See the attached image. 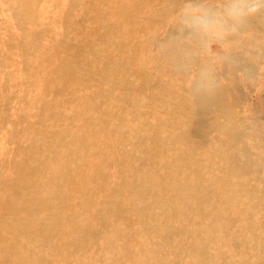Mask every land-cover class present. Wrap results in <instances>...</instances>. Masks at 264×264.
I'll return each mask as SVG.
<instances>
[{
	"label": "rangeland",
	"instance_id": "1",
	"mask_svg": "<svg viewBox=\"0 0 264 264\" xmlns=\"http://www.w3.org/2000/svg\"><path fill=\"white\" fill-rule=\"evenodd\" d=\"M50 1H44L43 4L37 1L21 9L14 0H0V117L6 122L0 118V182L3 185V199L0 196V201L7 202V205L15 204L14 208L23 212L16 216L17 219H23L22 222L35 214L34 211L26 210L25 205L29 188L36 187L29 184L25 193L18 196L12 190L17 185L22 188L25 177L23 170L27 171L30 164L34 174L45 173L42 162L38 163L36 159L38 152L37 148L34 149V139L40 136L39 121L47 111L44 110L47 103L50 104L49 110H54V118L46 130L58 136L57 139L64 142V146L67 143L75 145L74 136L68 134L69 138H66V135H62L67 129L70 135L75 133V129L69 126H72L73 121L84 122L87 118L85 109L90 105L95 104L98 111L104 112L105 120L98 126L97 131L102 132L89 150L91 155L85 156L87 161L79 160L74 169L75 176L69 181L70 187L63 191L62 201L56 206L60 207L59 211L64 207L61 213L56 212L55 219L59 223L55 226L58 233L54 238L52 235L40 238V228L53 219L43 216L41 226L29 230L28 237L18 238L24 247L28 264H55L53 260H65V257H73L74 264H264V11L249 21L250 33L245 34L243 30L238 44L229 52L225 53L214 46L212 51L215 55L201 61L208 65L218 82L234 84V87L225 85L229 86V94L225 99L212 97L205 100L200 96H191L188 85L182 81L184 77L173 71L170 60L165 58L166 66L163 65V57L153 55L161 42L178 34L179 25L172 22V17L185 0H148L150 3L141 11L129 12V17L141 22L142 26L132 40L133 51L126 54V64L119 67L114 60L115 64L107 62L112 61L113 50L105 56L106 61L97 71H92L86 60L92 52V43L85 32L83 36L81 27L77 26L80 21L73 20L77 27L73 34L67 31L63 22L68 2L62 1L53 11L45 8V16L41 15L39 8L42 10L47 6L44 4ZM203 2L209 7H218L222 0ZM25 11L32 12L30 18L33 23L30 19H24ZM127 11L119 9L122 14ZM43 22L47 28L41 34L39 28H42ZM119 37L120 40L122 35ZM75 56L79 61L84 60L79 63L80 73H75L72 66L76 61ZM82 56L86 59H81ZM68 65L69 69L66 70ZM38 66L40 71L43 68L41 73ZM165 66L173 73L172 76L166 73ZM64 70L66 77L62 80L58 75ZM88 72H92L93 79L100 82L93 85L87 82ZM48 74L51 75L50 79ZM81 80L86 85L84 81L77 84L78 100L76 98L74 105L60 104V92L66 83L76 84ZM157 82L164 84L162 86L169 90L168 96L173 98L168 97L167 104L166 101L163 106L156 107L150 91ZM42 83L47 85L45 90V84ZM108 83L114 84V88L103 91L102 88ZM40 88L44 91L41 92ZM176 94L178 97L174 98ZM136 106L142 111L139 117H133ZM156 108L161 110L162 118L155 117V113H159L155 112ZM2 111L6 114H2ZM38 111L43 114L40 116ZM78 113L81 114L80 119ZM126 114L128 129L122 123ZM63 115H66L65 118ZM163 117L165 121L161 120ZM133 119H140L145 127L136 125L134 130L130 125ZM138 131L145 135H139ZM72 155L77 157L76 150ZM86 162L88 165L82 166ZM59 167L62 168L61 161ZM95 171L101 176L97 178ZM41 186L45 194L49 185ZM235 189H238L237 193ZM57 190H54V194L62 191ZM205 191L208 195L203 198ZM228 192L236 193L239 199L243 193L241 207L235 203L223 204L222 199ZM154 195L159 196L158 202H154ZM39 200L35 201V205L39 204ZM206 200L216 206V213L207 215L209 208L199 223L188 225L189 218L200 210ZM153 202L157 205H152ZM7 205H1L0 208L6 209L3 206ZM249 212L256 214L251 217ZM238 214L244 217L249 214L248 221L240 220ZM63 218H66V222L62 221ZM68 223L79 224L73 227ZM216 229L218 232L221 230L214 236L213 230ZM71 231H76V235L71 236ZM202 243L206 245L203 247ZM36 249H40L41 257H30L28 251Z\"/></svg>",
	"mask_w": 264,
	"mask_h": 264
},
{
	"label": "bare ground",
	"instance_id": "2",
	"mask_svg": "<svg viewBox=\"0 0 264 264\" xmlns=\"http://www.w3.org/2000/svg\"><path fill=\"white\" fill-rule=\"evenodd\" d=\"M15 1V5L18 6L19 8L23 9L24 8V5L28 6L32 3H35L38 1V3L40 4H43L44 1L46 2L47 0H14ZM41 1V2H40ZM62 1H66L68 2V5H67V8H66V11L63 13V19H64V24L66 25L67 27V31L69 33H72L76 30V26H75V22H73V20H77V21H80L79 24L77 26H80L81 27V30H82V33H83V36H84V32L86 33V37H88L87 39L90 40V42L92 43L91 44V49H92V52L90 53V57L89 59H85L88 61V63L91 65V70H95L97 71L98 69H100V66L101 64L106 61L105 59V56L109 55L110 52H113V57H112V61L111 60H108L107 62L110 63V64H115L117 63L119 67H123L126 62H127V57L126 54H128L130 51H133V46L134 44L132 45V40L135 38L136 36V33L139 31V28L141 25V22H136V20H134L132 17H129V12L130 13H134V11H141L142 9H144L145 6H148V4L150 3L148 0H128L127 3H122L120 2L119 0H51L50 2H48V4H44V5H47L45 6L44 8H39V11H41V15H43V13L45 12V8L48 10H51L53 11V9L57 8L60 4H62ZM131 2V3H130ZM37 7V6H36ZM39 7V6H38ZM41 7V5H40ZM35 8V7H33ZM25 9V8H24ZM35 9H38V8H35ZM119 9H124V10H128V14L126 15L127 18H125V14L127 12H125L124 14L122 13H119ZM48 10V11H49ZM69 13H70V16H69ZM30 15L32 16V12L30 11H25L24 12V19H30ZM45 16V15H43ZM132 16V14H131ZM50 19H52V17H50ZM49 19V20H50ZM71 19L72 22L69 20ZM24 22H26L24 20ZM32 22V20H31ZM33 23V22H32ZM39 24V23H38ZM62 24V23H61ZM62 24V25H64ZM36 27V26H35ZM39 27V26H38ZM41 27L42 28H39L41 30V34H43L47 28L46 24L43 22V24H41ZM37 28V27H36ZM65 28V27H63ZM38 29V28H37ZM38 29V30H39ZM53 30V29H52ZM37 31V30H36ZM251 29H250V24L248 22L247 26L245 27L244 29V32L245 34L246 33H250ZM35 32V31H34ZM36 33V32H35ZM122 35L121 39L119 40V35ZM49 35V34H48ZM62 35V34H61ZM67 34H65L66 36ZM69 35V34H68ZM114 35V36H112ZM32 36V35H31ZM36 36V34L34 35ZM33 36V37H34ZM41 35H39V38H40ZM46 36V35H45ZM76 36V35H74ZM115 36H117V38L115 39ZM37 37V36H36ZM47 37V36H46ZM63 37V36H62ZM68 37V36H67ZM73 37V36H72ZM29 39V37H28ZM34 39V38H33ZM37 39V38H36ZM42 39V38H41ZM49 39V38H48ZM46 40V41H50V40ZM77 40V39H76ZM30 41V40H29ZM36 41V40H35ZM33 41V42H35ZM38 41V40H37ZM41 41V40H40ZM39 41V42H40ZM63 41V40H62ZM73 41V39H72ZM4 42V41H3ZM36 43V42H35ZM50 43V42H49ZM48 43V44H49ZM77 43V42H76ZM30 44V42H29ZM79 44V43H78ZM27 45V43H26ZM36 45V44H35ZM52 45V44H51ZM60 45V44H59ZM66 47H67V44H65ZM77 45V44H76ZM75 45V46H76ZM46 46V45H45ZM48 46V45H47ZM53 46V45H52ZM81 46V45H80ZM60 47V46H59ZM65 47V48H66ZM139 47V45H138ZM48 49L50 48L49 46L47 47ZM47 48H45L47 50ZM77 48V47H76ZM75 48V50H76ZM81 48V47H80ZM38 48H36L37 50ZM57 48H55L56 50ZM67 49V48H66ZM72 49V48H71ZM74 49V48H73ZM78 49V48H77ZM45 50V51H46ZM54 50V51H55ZM69 50V49H68ZM50 51V50H49ZM72 51V50H71ZM70 51V52H71ZM78 51V50H76ZM82 50H80L81 52ZM34 52V50H33ZM60 52V48H59V51ZM79 52V53H80ZM38 53V52H37ZM46 53V52H45ZM44 53V55H45ZM50 53V52H49ZM48 53V54H49ZM65 53V52H63ZM74 53V52H72ZM54 54H56L54 52ZM60 54V53H59ZM75 54V53H74ZM78 54V52H77ZM7 55V54H6ZM52 55V54H51ZM57 55V54H56ZM65 55V54H64ZM63 55V57H65ZM5 56V55H4ZM39 56V55H38ZM119 56L121 57V59L119 60ZM44 58V57H43ZM56 58V57H55ZM76 58V56L74 57ZM83 56L81 59H84ZM33 59V57H32ZM54 59V58H53ZM66 59V58H65ZM164 59L163 60V65H166V62H165V58H162ZM31 60V59H29ZM49 60V59H48ZM55 60V59H54ZM64 60V59H63ZM114 60V62H113ZM33 61V60H32ZM37 61V60H36ZM52 61V60H51ZM84 60H78L76 58V61L75 63L72 65L73 68H75L74 72L75 73H80V69H79V63H83ZM38 62V61H37ZM40 62V61H39ZM61 62V61H60ZM59 62V63H60ZM68 62V61H66ZM66 62H65V65H66ZM35 63V62H34ZM33 63V64H34ZM55 63V62H54ZM58 63V64H59ZM62 63V62H61ZM30 64V63H29ZM69 64V63H68ZM36 65V64H35ZM41 65H42V62H41ZM40 65V66H41ZM52 65V64H51ZM105 65V63H104ZM103 65V66H104ZM32 66V65H31ZM40 66H38V70L40 69ZM44 66V65H43ZM46 66V65H45ZM167 66V65H166ZM165 66V69L166 70V73L169 74L170 76L173 75V73ZM52 67V66H51ZM59 67V65H58ZM110 67V66H108ZM34 68V65L33 67ZM60 68V67H59ZM66 70L69 69V65L68 67H65ZM104 68V67H103ZM43 69V68H42ZM42 69L40 71V73L42 72ZM57 69V68H56ZM71 73H72V70L70 69ZM108 72V71H107ZM106 72V73H107ZM68 73V72H67ZM105 73V72H104ZM113 73V72H112ZM31 74V73H30ZM89 75H87V82L91 83V85H93L95 82L98 83L100 81L98 80H95L93 79L92 77V72H88ZM39 73L37 74L36 77H38ZM58 75V74H57ZM56 75V76H57ZM91 75V76H90ZM111 75V74H110ZM43 76V75H42ZM41 76V77H42ZM49 76V74H48ZM46 76V77H48ZM51 76V75H50ZM50 76H49V79H50ZM55 76V75H54ZM55 76V77H56ZM114 76V75H113ZM45 77V78H46ZM58 77L60 79H64L66 77V73H65V70L62 72V73H59ZM90 77V78H89ZM183 82L185 85H188V89L190 90V86H189V81L187 79V77L183 76ZM44 78V77H43ZM44 78V79H45ZM58 78V79H59ZM37 79V78H36ZM39 79V78H38ZM48 79V80H49ZM56 79V78H55ZM69 78H67L68 80ZM42 80V78H41ZM47 80V81H48ZM66 80V79H65ZM70 80V79H69ZM86 81V79H84ZM84 80H81L79 82H77L76 84H69L67 85L68 83H66V86L63 88V91L60 92V99L61 102L60 104H63V103H68V104H73L76 102V94L77 92L79 91L77 89V84L81 83L82 81ZM120 80H122L120 78ZM32 81V80H31ZM40 81V80H39ZM46 81V80H44ZM46 81V82H47ZM57 81V79H56ZM73 81V80H72ZM84 81V83H85ZM181 81V82H182ZM42 82V81H41ZM123 83V80L121 82V84ZM159 82H157L155 85V88L150 91V95H151V100L153 101V103H155V106L157 107L158 105L160 106H163V103L165 104V102L167 101L168 99V95H169V90L166 88V86H162L160 84H158ZM161 83V82H160ZM219 83V87L218 89L214 92V94H212L210 97H203L205 100L206 99H209V98H212V97H216L218 99H225L227 97V94H229V86H231L232 84H230L229 82H227L226 84H222V82H218ZM42 84H45V83H42ZM229 84V86L225 87V85ZM40 85V84H39ZM65 85V84H64ZM86 85V83H85ZM179 85L182 86L181 83H179ZM46 84H45V87H44V90L46 88ZM51 86H53V83L51 84ZM63 86V85H62ZM61 86V88H62ZM114 84L111 83H108V86L102 88L103 91H107V90H111L113 87ZM234 87V84L232 85ZM86 87V86H85ZM186 88V87H185ZM42 89L41 92H43V88H40ZM47 90V89H46ZM84 90V89H82ZM81 90V91H82ZM151 90V89H150ZM184 90V89H183ZM171 91V90H170ZM46 92V91H45ZM49 93V91H47ZM84 92V91H82ZM101 92V91H100ZM174 92V91H173ZM189 92V91H188ZM40 93V92H39ZM46 93V94H48ZM58 92H56L55 94H57ZM99 93V92H98ZM172 93V91L170 92ZM175 93V92H174ZM172 93V94H174ZM186 93V91H185ZM101 94V93H100ZM104 94V93H102ZM149 94V93H148ZM171 94V95H172ZM38 95V94H37ZM36 95V96H37ZM42 95V94H41ZM40 95V97H42ZM44 95V94H43ZM58 95V94H57ZM80 95V93H79ZM78 95V96H79ZM175 95V94H174ZM177 95V94H176ZM185 95V94H184ZM2 96V95H1ZM35 96V97H36ZM45 96V95H44ZM59 96V95H58ZM165 96V98H164ZM187 96V95H186ZM192 96V94H191ZM31 97V96H30ZM34 97V98H35ZM46 97V96H45ZM48 97V96H47ZM175 97H178L177 96H174ZM190 97V96H189ZM202 97V96H200ZM52 98V96H51ZM171 97H169L170 99ZM173 98V97H172ZM171 98V99H172ZM180 98V96H179ZM184 98V97H183ZM196 98V97H195ZM43 99V98H42ZM54 99V98H53ZM52 99V100H53ZM186 99V98H185ZM32 100V99H31ZM38 99H36L37 101ZM48 100L51 101V99L48 98ZM78 100V98H77ZM184 100V99H183ZM193 100V99H192ZM196 100V99H194ZM6 101V100H5ZM4 101V102H5ZM35 101V102H36ZM41 100L39 99V102ZM44 101V100H42ZM3 102V103H4ZM7 102V101H6ZM5 102V103H6ZM169 102V100L166 102V104ZM185 102V101H184ZM187 102V101H186ZM192 102V101H191ZM8 103V102H7ZM30 103V102H29ZM34 103V102H33ZM45 103V102H44ZM54 103V102H53ZM188 103V102H187ZM32 104V103H31ZM48 105H50L49 103H47ZM83 104V103H81ZM170 104V103H169ZM186 104V103H185ZM9 105V104H6V106ZM35 105H38V103H36ZM34 105V107L36 108V106ZM46 105V104H45ZM45 106L42 107L44 108V110H47L45 115L42 117V119L39 121V125L41 126V132H40V136H38L36 139H34V149H36V151L38 152L36 154V159L38 160L37 162L40 163L42 162V165L44 167V171L45 173L43 175H41V173L39 175H37L36 173L34 174V172L31 170L32 169V165L30 164V166L27 168V171L26 170H23V175L25 176L24 177V181L21 183L23 186L22 188H18L17 186H15V189H13V193H15V195H22L23 192L25 193V189L27 188V186L29 184H33L34 187L36 188H29V193L26 194V205H25V208L26 210H29L30 211H34L35 214L34 215H31L29 217H27L24 222L23 219H17V215L23 213L21 212L20 210H16L14 207H16L15 204L11 203L10 205H7V202L5 203L3 200L0 201V206L1 205H7V206H3L4 208L6 209H2L0 208V234H4V236H1L0 237V264H28L27 262V257H24L25 256V251H24V247L22 245V242H20L18 240V238L20 237V239L23 238H26L28 237L27 234L29 233L28 231L33 228H36L37 225H40L41 224V220L43 218V216H48L49 218L52 217L53 219L50 220L48 222L47 225H45V227L43 228H40V238L42 239H45L47 236H51L54 238V235L57 234V229H56V224L59 223V220L58 219H55L57 218V214L58 213H61L63 208L59 211V208L56 207L59 203V201L61 200L62 201V198H63V191L66 190L67 187H70V184H69V181H72L73 180V177L75 176V173H74V169H76V166L78 165V162L79 160L81 159H86L87 161V158L85 156H89L91 155V152H89V150H91V147L92 145L94 144V141L96 142L98 140V137L101 135V132L97 131L98 126H100V124L102 125L104 117L103 113H101L100 111L97 110V107L95 108L94 105H90L86 110V119H84V122H81L79 123V120L78 121H73V124L72 122L70 124H72V126H69L74 128L75 129V133H72L73 135H70V131L67 129L66 132H64V134L62 136L65 137L66 135V138H69L74 136V140H75V145L73 144V146H71L70 143H67L66 146H64L62 143V141H60L59 139H57L58 136H54L53 134H51L49 132V129L46 130L47 127L50 126V123L51 121L53 120L54 118V110H49V106ZM56 105V104H55ZM187 105V104H186ZM186 105H183V106H186ZM5 106V104H4ZM11 106V105H10ZM25 106V105H24ZM31 106V105H30ZM33 106V105H32ZM44 106V104H43ZM70 106V105H69ZM181 106V107H183ZM189 106V104H188ZM9 107V106H8ZM28 107H29V104H28ZM56 107V106H55ZM54 107V108H55ZM62 107V106H61ZM76 107V106H75ZM83 107V106H81ZM80 107V108H81ZM178 107V106H177ZM22 108V107H21ZM24 108V107H23ZM41 108V109H42ZM64 108V107H62ZM79 108V109H80ZM175 108V107H173ZM180 108V107H179ZM178 108V109H179ZM9 109V108H8ZM28 109V108H27ZM108 109V108H107ZM181 109V108H180ZM179 109V110H180ZM26 110V109H25ZM36 110V109H35ZM40 110V109H39ZM56 110V109H55ZM173 110V109H172ZM5 111V110H4ZM2 111L4 114L5 112ZM7 111V109H6ZM42 111V110H41ZM60 111V109H59ZM58 111V112H59ZM83 111V109H82ZM155 111V110H154ZM161 112V110H159ZM158 109L156 108V111L155 112H159ZM176 111V110H175ZM17 112V111H16ZM22 112V111H21ZM40 111H38L39 113ZM57 112V113H58ZM81 112V111H79ZM134 112V116L133 117H139L141 114H142V111L140 109V107L136 106V108L133 110ZM160 112L157 114L155 113L157 116H155L156 118L160 117ZM23 113V112H22ZM28 113V111H27ZM35 113V112H34ZM65 113V112H64ZM83 113V112H82ZM180 113V112H179ZM6 114V113H5ZM32 114V113H30ZM40 114V113H39ZM43 114V113H41ZM40 114V116H41ZM173 114V113H172ZM177 114V113H176ZM22 115V114H20ZM26 115V114H25ZM28 115V114H27ZM79 114L78 113V118H79ZM85 115V114H83ZM2 116V115H1ZM30 116V115H28ZM27 116V118H28ZM64 116V115H63ZM66 116V115H65ZM64 116V118H65ZM126 117L123 119L122 123H125L126 124V129H128V126H129V121H128V116L127 114L125 115ZM175 116V115H174ZM4 117V116H3ZM39 117V116H37ZM57 117V116H56ZM1 118V117H0ZM69 118V117H68ZM162 118V116H161ZM164 119H161V120H164L165 121V117H163ZM174 118V117H173ZM2 119V118H1ZM5 119V118H4ZM20 119V118H19ZM22 119V118H21ZM24 119H26V117H24ZM38 119V118H37ZM71 119V118H70ZM80 119V118H79ZM181 119V118H180ZM3 120V119H2ZM27 120V119H26ZM158 121H160V119H157ZM5 122V120H3ZM23 121V120H22ZM168 121V120H167ZM174 121V120H173ZM17 122V121H16ZM19 122V121H18ZM172 122V120H171ZM6 123V122H5ZM23 123V122H22ZM161 123V122H160ZM159 123V124H160ZM175 123V122H174ZM2 124V122H1ZM16 124V123H15ZM26 125H29L27 123H25ZM69 124V125H70ZM94 124V128L92 127V125ZM170 124V122H169ZM14 125V123H13ZM19 125V123H18ZM17 125V126H18ZM132 125V128L134 129V127L136 125H142L144 126V124L140 121V119H133L132 123L130 124ZM161 125V124H160ZM159 125V127H161ZM175 125V124H174ZM2 126V125H1ZM4 126V125H3ZM7 126V125H5ZM16 126V128H17ZM167 126V125H166ZM169 126V125H168ZM15 127V126H14ZM19 127V126H18ZM145 127V126H144ZM6 128V127H5ZM131 128V127H130ZM140 128V127H139ZM104 129V128H103ZM142 129V128H140ZM144 129V128H143ZM162 129V128H161ZM1 130V129H0ZM3 130V129H2ZM119 130V128H118ZM132 130V129H131ZM135 130V129H134ZM163 130V129H162ZM166 130V129H165ZM13 131V130H12ZM11 131V132H12ZM17 131V130H16ZM139 131H142V130H139ZM138 131V133H139ZM145 131V130H144ZM168 131H171L173 132L172 130H168ZM124 132V130H123ZM135 132V131H134ZM162 133V132H161ZM161 133L159 135H161ZM174 133V132H173ZM69 134V136H68ZM142 134V132H141ZM139 133V135H141ZM165 134V133H163ZM169 134V132H168ZM142 135H145V133H143ZM141 135V136H142ZM166 135V134H165ZM165 135L163 137H165ZM182 134H180L181 136ZM4 136V135H3ZM11 136V135H10ZM35 136V135H34ZM141 136L139 138H141ZM169 136V135H167ZM2 137V135H1ZM9 137V136H8ZM6 138V137H5ZM143 138V137H142ZM103 139V138H102ZM129 139V138H128ZM146 139V138H145ZM148 139V138H147ZM162 139V138H161ZM104 140V139H103ZM127 140V139H126ZM136 141L140 140V139H135ZM160 139H158L159 141ZM171 140V139H170ZM172 140H175L172 138ZM163 141V140H162ZM168 141V140H167ZM185 141V140H184ZM135 142V141H134ZM141 142V141H140ZM147 142V140H146ZM173 142V141H172ZM176 142V141H175ZM179 142V141H177ZM183 142V141H182ZM128 143V141H127ZM144 143V142H143ZM148 143V142H147ZM150 143V142H149ZM165 143V142H163ZM181 143V142H180ZM185 143V142H184ZM108 144V143H107ZM132 144V143H131ZM166 144V143H165ZM176 144V143H175ZM178 144V143H177ZM128 145V144H126ZM125 145V146H126ZM138 145H139V142H138ZM151 145V144H150ZM149 145V146H150ZM129 146V145H128ZM131 146V145H130ZM167 146V145H166ZM173 146V145H172ZM104 147V146H103ZM151 147V146H150ZM168 147V146H167ZM11 148V147H10ZM8 148V149H10ZM126 149V148H125ZM164 149V148H163ZM170 148H168L169 150ZM11 150V149H10ZM76 150V154H77V157H74L72 155V153ZM80 152H79V151ZM87 150V151H86ZM110 150V149H109ZM171 150V149H170ZM94 151V150H93ZM141 151V150H140ZM5 153V151H3ZM13 152V151H12ZM96 152V151H95ZM131 152V151H130ZM163 152V151H162ZM167 152V151H166ZM165 152V153H166ZM3 153V154H4ZM9 152H7L8 154ZM107 153V151H106ZM145 153V152H144ZM164 153V154H165ZM2 154V155H3ZM34 154V153H33ZM126 154V153H125ZM129 154V153H128ZM135 154V153H134ZM101 155V154H100ZM127 155V154H126ZM168 155H169V151H168ZM167 155V156H168ZM27 156V154L25 155ZM102 156V155H101ZM129 156V155H127ZM132 156V154L130 155ZM141 156V155H140ZM164 156V155H163ZM186 156V155H185ZM5 157V156H4ZM31 157V155H30ZM100 157V156H99ZM117 157V156H116ZM133 157V156H132ZM138 157V155H137ZM167 158V157H166ZM169 158V157H168ZM4 159V158H3ZM35 159V160H36ZM50 159V160H49ZM135 159H136V154H135ZM183 159V158H182ZM138 160V159H137ZM136 160V161H137ZM18 161V160H17ZM60 161L62 163V168L59 167L60 165ZM97 162V161H95ZM99 162V161H98ZM17 163V162H16ZM101 163V162H100ZM84 165H88V162H86L85 164H83L82 166ZM3 166V165H2ZM37 166V165H36ZM30 170L32 171V173H30ZM37 170V169H36ZM85 169H83L84 171ZM21 171V170H20ZM149 171V170H148ZM9 173V172H8ZM140 173V172H139ZM145 173V172H143ZM147 173V172H146ZM171 173V172H170ZM95 175L96 177L98 178L100 173H98V171H95ZM141 175V174H140ZM148 175V174H147ZM101 176V175H100ZM138 176V175H137ZM152 177V176H151ZM156 178V177H155ZM139 179V178H138ZM44 184H48L49 185V189L47 190V192L44 194V189L41 187V185H44ZM151 184V183H150ZM156 184V183H155ZM195 185V184H194ZM0 186H2L0 188V196L2 197L3 199V185H2V182H0ZM57 186V187H56ZM72 186V185H71ZM138 186V185H137ZM136 187V186H135ZM134 187V188H135ZM45 188V187H44ZM58 189L57 191H61L60 194H57L55 193L54 194V190ZM207 190V189H206ZM31 191H32V194H31ZM236 193L238 192V189H235L234 190ZM76 192V191H75ZM244 192V191H243ZM10 193V192H9ZM148 193V192H147ZM234 193V192H228L225 196L227 197H224L222 200H223V204L224 205H229L230 203H235L238 207H241V203L240 201L242 199H244V196H243V193L242 195H239L241 198L239 199V197L237 196V194ZM7 194V193H6ZM10 195V194H9ZM40 195V198L38 197ZM43 195V196H41ZM60 195L59 197H57L55 199L56 196ZM70 196H72L71 194H69ZM146 195V194H145ZM208 195V192H204V194L202 195L203 198H206ZM155 196V197H154ZM152 198L155 199L154 202H158L159 201V196L158 195H154ZM247 196V195H246ZM20 197V196H19ZM40 199V200H39ZM47 199H50L49 201ZM54 199L56 201H54ZM39 200V204L38 205H35V201L38 202ZM209 200V199H208ZM148 201V200H147ZM10 202V201H9ZM152 203L157 205L156 203ZM64 203V202H63ZM208 203V205H207ZM46 205H51L50 207H47ZM54 205V207L52 206ZM149 205V204H148ZM151 205V206H152ZM205 206H208L205 208ZM8 207H11L10 209H7ZM203 207V208H202ZM202 207L200 208V210L198 209L196 211V213H193V216H191L188 220V225L190 226H194V224H197L201 221L202 217L205 218V214L208 212L209 208L210 211L209 213H207V215H210L212 216L213 214H215L216 212V206L214 204H210L207 200L205 202L202 203ZM22 208V207H21ZM216 208V209H215ZM226 208V207H225ZM155 209V207H154ZM197 209V208H196ZM22 210V209H21ZM59 211V212H58ZM155 211V210H154ZM249 211V210H248ZM56 212H58L56 214ZM193 212V211H192ZM253 212V211H252ZM252 212H249L250 216L253 217L255 216L256 212L253 213L252 215ZM46 213V214H45ZM183 213V212H182ZM244 213H246L244 211ZM25 214V213H24ZM180 214V212H179ZM249 214H245V217L242 216V214H238L237 216L240 218V220H242L243 222H246L248 221V217L247 215ZM181 215V214H180ZM240 215V216H239ZM2 216V218H1ZM188 216V215H187ZM12 217V219H11ZM170 218V217H169ZM209 219V218H208ZM250 219V217H249ZM161 220V219H160ZM172 220V219H171ZM211 220V219H210ZM62 221H65L66 222V218H63ZM72 221H73V218H72ZM170 221V220H169ZM22 222V224H21ZM64 222V224H65ZM184 223V221H183ZM70 224V223H68ZM79 223H74V224H70L72 225L73 227L78 225ZM179 225V224H178ZM181 225V224H180ZM41 226V225H40ZM38 226V227H40ZM66 226V225H65ZM166 227V226H165ZM179 227V226H178ZM188 227V226H187ZM67 228V227H66ZM177 228V227H176ZM141 230V229H140ZM180 230V229H179ZM204 230V229H203ZM221 230V229H220ZM220 230L218 232V230H213L214 231V236L215 235H218L220 233ZM24 232V233H21V232ZM68 231V230H67ZM81 232V231H80ZM67 233V232H66ZM38 234V233H37ZM65 234V233H64ZM29 235V234H28ZM35 235V233H34ZM76 235V231H71V236H74ZM181 235V234H180ZM199 235V234H198ZM97 236V235H96ZM64 237V236H62ZM213 237V235H212ZM208 238V237H207ZM217 238V237H216ZM200 239V238H199ZM198 239V240H199ZM212 239V238H211ZM214 239V237H213ZM19 241V242H18ZM94 241V240H93ZM209 241H210V238H209ZM16 242V243H15ZM205 242V241H204ZM95 243V242H94ZM198 243V241H197ZM181 245V244H180ZM201 245V244H200ZM203 245V243H202ZM204 245H206L204 243ZM203 245V247H204ZM209 246V245H208ZM29 248V245L27 246ZM205 249V248H204ZM40 249H36L33 250L32 252L31 251H28V254L30 255V257H41V254L39 252ZM209 254H212V253H209ZM27 255V254H26ZM239 255V254H238ZM238 255L236 257H238ZM189 256V255H188ZM210 257L212 255H209ZM79 258V257H77ZM240 258V257H239ZM32 259V258H31ZM78 260V259H77ZM92 260V259H91ZM34 261V260H33ZM192 261V260H191ZM199 261V260H198ZM53 262L55 264H74L73 263V257H65V260L63 259H59V258H56L55 260H53ZM192 263V262H191ZM36 264V263H35ZM80 264V263H79ZM203 264V263H202Z\"/></svg>",
	"mask_w": 264,
	"mask_h": 264
},
{
	"label": "clouds",
	"instance_id": "3",
	"mask_svg": "<svg viewBox=\"0 0 264 264\" xmlns=\"http://www.w3.org/2000/svg\"><path fill=\"white\" fill-rule=\"evenodd\" d=\"M264 11V0H222L209 7L203 0H185L172 17L179 25L178 34L161 42L153 55L171 61L173 71L187 77L193 96L210 97L219 83L205 58H212L213 47L229 52L251 19Z\"/></svg>",
	"mask_w": 264,
	"mask_h": 264
}]
</instances>
